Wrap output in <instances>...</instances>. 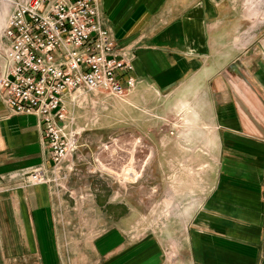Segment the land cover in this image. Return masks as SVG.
<instances>
[{
  "label": "crops",
  "instance_id": "crops-1",
  "mask_svg": "<svg viewBox=\"0 0 264 264\" xmlns=\"http://www.w3.org/2000/svg\"><path fill=\"white\" fill-rule=\"evenodd\" d=\"M227 6L225 0H101L117 44L135 49L136 88L186 93L208 128L194 137L215 156L213 174L186 216L174 209L172 218L187 222L171 255L164 239L122 238L116 206L107 201L97 203L107 231L91 244L69 246L50 186L25 187L18 177L52 165L39 120L13 113L0 96V264H264V61L237 63L242 22L230 19ZM168 149L172 158L197 155L176 143ZM132 215L131 207L124 220Z\"/></svg>",
  "mask_w": 264,
  "mask_h": 264
},
{
  "label": "rangeland",
  "instance_id": "rangeland-1",
  "mask_svg": "<svg viewBox=\"0 0 264 264\" xmlns=\"http://www.w3.org/2000/svg\"><path fill=\"white\" fill-rule=\"evenodd\" d=\"M225 1L230 19L242 22L237 40L242 57L237 63L248 57L264 61V0ZM11 6L9 0H0V76L5 65L3 29ZM144 89L78 107L74 125L81 131L78 149L58 167L47 168L69 246L77 241L91 244L107 231L110 224L103 216L104 208L101 214L97 210V203L107 201L108 206H116L122 238L133 244L164 239L171 255L187 222L172 218L174 209L180 207L186 216L195 196L204 195L201 183L213 174L208 167L216 158L205 149L204 141L194 137L208 129L197 119V107L190 106L184 92ZM175 143L195 151L196 157L172 158L168 148ZM162 153H166L165 167L159 161ZM21 182L25 185L24 179ZM131 207L132 218L124 220Z\"/></svg>",
  "mask_w": 264,
  "mask_h": 264
},
{
  "label": "built area",
  "instance_id": "built-area-1",
  "mask_svg": "<svg viewBox=\"0 0 264 264\" xmlns=\"http://www.w3.org/2000/svg\"><path fill=\"white\" fill-rule=\"evenodd\" d=\"M9 1L0 96L13 113L37 116L51 166L58 167L79 147L75 110L136 88V52L117 44L101 0ZM47 168L18 177L26 186L50 185Z\"/></svg>",
  "mask_w": 264,
  "mask_h": 264
}]
</instances>
